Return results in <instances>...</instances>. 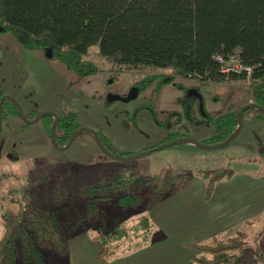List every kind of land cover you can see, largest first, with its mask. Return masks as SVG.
Returning <instances> with one entry per match:
<instances>
[{
	"label": "rangeland",
	"instance_id": "rangeland-1",
	"mask_svg": "<svg viewBox=\"0 0 264 264\" xmlns=\"http://www.w3.org/2000/svg\"><path fill=\"white\" fill-rule=\"evenodd\" d=\"M1 28L0 90L17 100L29 116L41 112L71 113L80 127L102 135L117 155H135L168 142L171 137L202 142L215 135L208 117L228 114L253 102L249 77L205 83L179 75L171 67L117 70L111 61L100 56L98 45L91 46L82 57L93 64L95 72L81 76L45 51L22 46L12 33ZM5 114L0 128V206L25 192L32 193L40 207L56 209L50 193L61 186L70 196L68 199L77 203V211L85 212L88 201L78 195L80 188L96 183L102 176L111 177L121 165V161L101 152L89 132H81L67 149L59 150L50 142L47 118L26 124L16 115ZM134 161L144 178L166 166L188 174L184 189L168 196L162 206L170 211V205L177 206L186 196H205L207 180L200 171L232 169L230 177L214 184L207 195L208 205H225V220L236 210L233 200H238L239 207L243 204L244 208L236 212L244 219L230 231L197 244H209L242 231L248 233L250 243L261 247L264 259V120L255 110L245 111L238 134L225 146L203 148L186 142L144 154ZM162 208L151 211L114 205L105 215L113 221L125 214L123 224L128 226L147 215L153 220L154 229H159L156 216ZM96 227V222L82 220L66 231L67 252L43 249L44 264H145L150 259L158 264H180L178 251L158 248L150 242L102 256L103 245L93 238L99 235ZM158 229L152 233L154 237L161 236ZM2 232L0 221V236ZM16 264H23L19 256Z\"/></svg>",
	"mask_w": 264,
	"mask_h": 264
},
{
	"label": "trees",
	"instance_id": "trees-1",
	"mask_svg": "<svg viewBox=\"0 0 264 264\" xmlns=\"http://www.w3.org/2000/svg\"><path fill=\"white\" fill-rule=\"evenodd\" d=\"M0 26L22 46L45 51L81 76L95 72L93 64L82 57L98 45L100 56L117 70L171 67L179 75L205 83L249 77L253 102L264 106V0H0ZM235 51L243 65L252 67L250 76L221 72L215 56L226 59ZM8 109L15 112L10 103ZM253 110L264 120L263 113ZM238 112L208 117L215 135L202 143L224 141L237 126ZM78 126L71 113L59 116L55 130L64 133L62 144ZM199 174L207 180L208 197L214 184L230 177L232 169L221 167ZM187 176L181 169L166 166L144 178L135 161L126 160L111 177L102 176L80 188L78 195L88 201L82 213L61 186L51 190L50 199L57 204L52 210L40 207L32 193L7 199V204L0 206V264H16L18 256L23 264H44L43 249L65 254L66 231L82 220L96 222L99 235L93 238L101 241L102 256L146 244L157 238L147 215L128 226L123 224L125 214L111 221L105 212L114 205L149 210L178 192ZM189 246L195 251L186 264L264 262L260 246L250 243L248 233L242 231L209 244Z\"/></svg>",
	"mask_w": 264,
	"mask_h": 264
},
{
	"label": "crops",
	"instance_id": "crops-1",
	"mask_svg": "<svg viewBox=\"0 0 264 264\" xmlns=\"http://www.w3.org/2000/svg\"><path fill=\"white\" fill-rule=\"evenodd\" d=\"M183 186L185 187V185ZM183 186L178 192L168 196L171 197L179 194L184 189ZM196 195V197L186 196L180 204H177V206L174 204L175 207L174 205H170L171 211L162 208L166 201L169 200L170 197L168 196L151 208L154 211L159 208L162 209L159 216L155 215L157 220L159 219L158 221H160V228L157 229L161 232V236L159 235L160 237L157 236V238L151 239L150 243H154L158 248L164 246L163 248L169 247L178 251L181 256L180 264H186L189 257L194 252V249L189 246V244H197L208 237H213L220 233H226L230 231V229L236 227V225L244 219L243 216L240 217L239 213L236 212L238 209L244 208L243 204L239 207L238 200H233V203H237L236 210L231 211L230 215L228 214L229 217L223 220L224 216H222V210L225 205L221 204L220 206V204H217L215 208L210 207L208 205V197L200 196V193ZM248 211L250 210H247V212ZM233 212H236L235 215ZM151 221L153 222L152 219ZM169 229H171V231H169L168 234H165L164 232ZM180 251L183 252L182 255ZM175 256L171 257L169 260H172ZM145 264L158 263L156 260L150 259Z\"/></svg>",
	"mask_w": 264,
	"mask_h": 264
},
{
	"label": "water",
	"instance_id": "water-1",
	"mask_svg": "<svg viewBox=\"0 0 264 264\" xmlns=\"http://www.w3.org/2000/svg\"><path fill=\"white\" fill-rule=\"evenodd\" d=\"M9 100L11 101L14 106L16 107L19 115L22 117V119L26 122V123H34V122H37L42 116H45V115H50V116H53L54 117V121L50 127V140H51V143L54 147L60 149V150H64L66 149L67 147H69V145L72 143V141L83 131H86V132H89L93 135L95 141H96V144L97 146L99 147V149L101 150V152L106 155L107 157L111 158V159H115V160H118V161H130V160H135L136 158L144 155V154H148V153H151L153 151H156V150H160L162 148H165V147H168V146H172V145H177V144H181V143H192V144H195L199 147H203V148H219V147H222V146H225L226 144H228L239 132L240 128H241V125H242V117L244 115V112L249 110V109H257L259 111H261L263 114H264V107L263 106H260L256 103H247L245 106H243L239 112H238V118H237V126L235 128V130L222 142H219V143H214V144H206V143H202V142H199V141H195V140H192L190 138H186V137H183V138H179V139H174V140H171V141H168V142H165L155 148H152V149H148L146 151H143L141 153H138V154H135V155H132V156H120V155H117V154H114L112 152H110L109 150H107L101 143L100 141V138L98 137V135L96 134V132L92 129H89V128H79L77 129L73 134L72 136L70 137V139L67 141L66 145L64 147H59L57 145V143L55 142V137H54V128H55V125L57 123V117L55 116L54 113L52 112H43V113H39L35 119L33 120H28L22 113L21 111V108L19 106V104L17 103L16 100H14L11 96L9 95H3L0 99V111H1V104L4 100Z\"/></svg>",
	"mask_w": 264,
	"mask_h": 264
},
{
	"label": "flooded vegetation",
	"instance_id": "flooded-vegetation-1",
	"mask_svg": "<svg viewBox=\"0 0 264 264\" xmlns=\"http://www.w3.org/2000/svg\"><path fill=\"white\" fill-rule=\"evenodd\" d=\"M3 95H9V94H5V92L4 91H2V90H0V99H1V97L3 96ZM10 96V95H9ZM12 97V96H11ZM13 98V97H12ZM14 99V98H13ZM15 100V99H14ZM17 101V100H16ZM8 103H10V105H12L13 106V110L16 112H13V113H11L10 111H9V109L7 110V104ZM17 103H18V101H17ZM252 103H254V102H252ZM19 104V103H18ZM19 106H20V104H19ZM264 107V106H263ZM20 108H21V106H20ZM257 110V109H256ZM21 111H22V108H21ZM5 112H7V113H9V114H13V115H16V116H18V118H20V119H22V117L19 115V113H18V111H17V109H16V107L14 106V104L11 102V101H9V100H4L3 102H2V104H1V111H0V128H1V122H2V120H3V118L5 117V115H7V114H5ZM261 112V111H260ZM22 113H23V115L28 119V120H33V119H35L36 118V116L38 115V114H33L32 116H29V115H27V114H25L23 111H22ZM41 113H43V112H41ZM53 113V112H52ZM262 113V112H261ZM55 114V113H54ZM64 114V113H63ZM63 114H59V115H56L55 114V116L57 117V123H56V125H55V128H56V126H57V124H58V121H59V116H61V115H63ZM42 118H47V122H46V125L49 123V121H50V119H52L51 120V123L49 124V127H47L48 128V134H49V138H50V127H51V125H52V123H53V121H54V117L53 116H50V115H45V116H42L40 119H42ZM39 119V120H40ZM23 120V119H22ZM38 120V121H39ZM24 121V120H23ZM37 121V122H38ZM24 123H26L25 121H24ZM35 123V122H34ZM76 123V122H75ZM26 124H33V123H26ZM76 124H78V123H76ZM79 125V124H78ZM55 128H54V137H55V142L57 143V145L59 146V147H64L65 145H66V143H67V141L70 139H68L64 144H62V138L64 137V133L63 132H60L59 130H55ZM79 128H81L80 127V125L78 126V128L77 129H79ZM76 129V130H77ZM75 130V131H76ZM74 131V132H75ZM73 132V133H74ZM84 132V131H83ZM72 133V134H73ZM72 134H71V136H72ZM91 134V133H90ZM97 134V133H96ZM98 135V134H97ZM70 136V137H71ZM98 137H99V135H98ZM100 138V137H99ZM178 139V138H177ZM74 141V140H73ZM72 141V142H73ZM101 141V140H100ZM50 142H51V140H50ZM102 143V142H101ZM52 144V143H51ZM71 145V144H70ZM69 145V146H70ZM102 145H103V143H102ZM53 146V145H52ZM104 146V145H103ZM110 146V145H109ZM54 147V146H53ZM105 147V146H104ZM56 148V147H55ZM68 148V147H67ZM66 148V149H67ZM106 148V147H105ZM56 149H58V148H56ZM107 149V148H106ZM110 149H111V147H110ZM60 150V149H59ZM65 150V149H64ZM108 150V149H107ZM113 153V152H112ZM115 154V153H114Z\"/></svg>",
	"mask_w": 264,
	"mask_h": 264
},
{
	"label": "built area",
	"instance_id": "built-area-1",
	"mask_svg": "<svg viewBox=\"0 0 264 264\" xmlns=\"http://www.w3.org/2000/svg\"><path fill=\"white\" fill-rule=\"evenodd\" d=\"M215 60L220 64L221 72L224 74H241L245 73L250 76L252 67L245 66L241 63L239 54L237 51L229 55L226 59L220 55L215 56Z\"/></svg>",
	"mask_w": 264,
	"mask_h": 264
}]
</instances>
